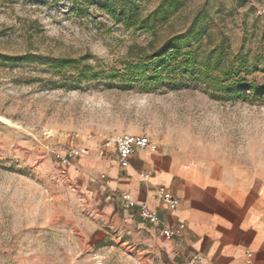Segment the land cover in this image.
<instances>
[{
  "label": "rangeland",
  "instance_id": "rangeland-1",
  "mask_svg": "<svg viewBox=\"0 0 264 264\" xmlns=\"http://www.w3.org/2000/svg\"><path fill=\"white\" fill-rule=\"evenodd\" d=\"M199 18L198 62L216 49L221 76L243 59L241 77L264 87V0H0V264H153L140 240L90 205L74 178L79 157L60 161L74 148L143 137L149 153L264 178V93L237 99L193 81L147 90L108 78ZM61 58L103 76L58 72L50 61Z\"/></svg>",
  "mask_w": 264,
  "mask_h": 264
},
{
  "label": "crops",
  "instance_id": "crops-1",
  "mask_svg": "<svg viewBox=\"0 0 264 264\" xmlns=\"http://www.w3.org/2000/svg\"><path fill=\"white\" fill-rule=\"evenodd\" d=\"M72 166L107 227L140 240L153 264H264V178L145 149L135 150L126 168L96 148ZM100 174L106 178L95 187L91 181ZM160 187L174 197V207L161 201ZM142 206L157 214L158 224L141 220ZM178 224L184 228L175 237L161 234Z\"/></svg>",
  "mask_w": 264,
  "mask_h": 264
},
{
  "label": "trees",
  "instance_id": "trees-1",
  "mask_svg": "<svg viewBox=\"0 0 264 264\" xmlns=\"http://www.w3.org/2000/svg\"><path fill=\"white\" fill-rule=\"evenodd\" d=\"M203 19H196L193 25L185 33L175 35L168 39L160 48L143 56H139L135 61L125 63V67L120 72L111 70L109 79L120 78L121 82L128 85L140 84L147 90H156L161 86L169 89L181 87L188 82L205 83L218 94H224L227 98H240L242 92H252L255 96L264 93V87L253 82L249 83L241 75L246 73V61L239 59L237 66L230 67L221 76L213 75V70L218 66L221 53L216 52V61L211 64L212 52L204 62H198L197 47L205 32L199 28L198 23ZM85 63V60H81ZM81 62L66 58L50 61L52 68L62 72L67 68H72L78 73V80L97 81L103 76L102 71L88 64L81 66ZM212 70V71H211ZM249 74V73H248Z\"/></svg>",
  "mask_w": 264,
  "mask_h": 264
},
{
  "label": "built area",
  "instance_id": "built-area-1",
  "mask_svg": "<svg viewBox=\"0 0 264 264\" xmlns=\"http://www.w3.org/2000/svg\"><path fill=\"white\" fill-rule=\"evenodd\" d=\"M149 146V141L143 137H130L127 135H118L113 138L105 139L98 147V152L104 155L106 150L112 151L116 155L117 162L121 168H126L129 165V159L135 150H143ZM89 149H71L66 155L60 158V161L66 164H70V161L77 157L87 156ZM159 194L161 201L169 207H174L176 201L174 197L164 188L160 187ZM129 206V203H128ZM139 216L142 221L147 224L155 225L159 223V218L156 213L150 211L147 207L142 206L139 211ZM184 225L178 224L176 228H163L161 234L166 238L175 237L180 231H182ZM251 255L248 253V258ZM249 260L247 264H249Z\"/></svg>",
  "mask_w": 264,
  "mask_h": 264
},
{
  "label": "bare ground",
  "instance_id": "bare-ground-1",
  "mask_svg": "<svg viewBox=\"0 0 264 264\" xmlns=\"http://www.w3.org/2000/svg\"><path fill=\"white\" fill-rule=\"evenodd\" d=\"M5 122V121H4Z\"/></svg>",
  "mask_w": 264,
  "mask_h": 264
}]
</instances>
